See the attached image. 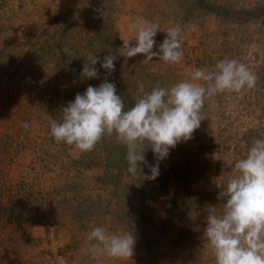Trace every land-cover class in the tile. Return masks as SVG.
<instances>
[{
	"label": "rangeland",
	"instance_id": "obj_1",
	"mask_svg": "<svg viewBox=\"0 0 264 264\" xmlns=\"http://www.w3.org/2000/svg\"><path fill=\"white\" fill-rule=\"evenodd\" d=\"M204 1L0 0V264H215L203 238L206 208L222 214L219 187L236 175L229 163L264 139V0ZM137 18L160 26L158 44L181 27L183 60L119 56L120 37L134 40ZM110 51L117 71L108 79L125 109L134 106L138 81L146 91L170 88L224 58L247 65L257 82L207 98L201 127L170 150L154 181L125 168L119 184H105L107 153L126 148L105 135L86 152L100 162L88 168L84 152L53 140L45 116L56 118L77 93L99 86L106 75L99 64L100 79L81 72L87 56L102 60ZM146 160L156 163L151 150ZM94 227L136 236L133 257L86 253Z\"/></svg>",
	"mask_w": 264,
	"mask_h": 264
},
{
	"label": "clouds",
	"instance_id": "obj_2",
	"mask_svg": "<svg viewBox=\"0 0 264 264\" xmlns=\"http://www.w3.org/2000/svg\"><path fill=\"white\" fill-rule=\"evenodd\" d=\"M134 40L120 37L123 44L119 56L132 58L143 54L141 64L156 58L167 64L183 60V34L179 26L170 27L161 43L156 39L160 26L137 20ZM134 42V43H131ZM154 47L157 49L153 51ZM63 53L71 54L65 47ZM117 55L111 51L101 60L97 55L86 57L81 78L100 79L99 69L106 75L99 86L89 85L75 99L62 106L56 118L47 114L49 135L56 143H63L81 152H89L105 136H115L126 148L127 172L143 181H154L160 175V163L179 143L193 138L194 132L205 119L202 108L205 100L225 92L239 93L255 87L256 75L247 65L236 59L224 58L213 70L196 68L189 72V80L173 86L157 84L150 91L143 82H137L135 103L125 109V104L114 82L108 77L115 71ZM25 131L30 125L22 124ZM151 150L155 164L146 160ZM148 168V173L144 168ZM236 173L218 193L223 199L220 215L206 208V227L203 238L210 245L215 264H264V139H253L243 158L229 163ZM91 242L83 250L95 254L96 250L116 259L132 258L136 236L132 233H109L104 227H94L88 234Z\"/></svg>",
	"mask_w": 264,
	"mask_h": 264
},
{
	"label": "trees",
	"instance_id": "obj_3",
	"mask_svg": "<svg viewBox=\"0 0 264 264\" xmlns=\"http://www.w3.org/2000/svg\"><path fill=\"white\" fill-rule=\"evenodd\" d=\"M198 1L202 4L205 3V5H208L204 0H198ZM95 38L96 37L93 38V41ZM61 46H62V44H59V46H57V47H61ZM50 48H51L52 52L55 51V49H53L52 47H50ZM54 48H56V47H54ZM60 52H63L62 47H61ZM104 54L108 55L109 53L105 52ZM116 71H117V69L115 67L114 72H116ZM120 148L121 147L117 146L116 150L113 154L111 152L109 154L107 153V157H106L107 162L105 163L106 164V172L103 176L99 177V179L102 180L105 184L112 182L113 180H115V183H113V184H116V179L119 180V182L117 183V184H119L121 179H122V171L125 170V168L127 169V167H128L127 162L124 158L125 155L119 151ZM81 160L83 163L86 164V166L88 168H92V167L100 164V162L97 160L96 157L91 159V160L88 159V154L86 152L83 153ZM5 209H7V208H5Z\"/></svg>",
	"mask_w": 264,
	"mask_h": 264
}]
</instances>
